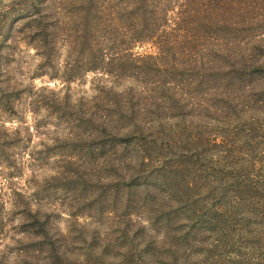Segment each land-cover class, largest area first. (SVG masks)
<instances>
[{
	"label": "rangeland",
	"instance_id": "obj_1",
	"mask_svg": "<svg viewBox=\"0 0 264 264\" xmlns=\"http://www.w3.org/2000/svg\"><path fill=\"white\" fill-rule=\"evenodd\" d=\"M197 1L147 0L141 6L136 0H41V27L36 31L29 25L31 17L12 13L14 31L0 49V264L46 260L43 241L34 244L22 232L27 211L39 212L62 248L63 241L69 245L70 263L109 264V252L105 260L97 253L116 223L109 214L113 199L133 193L123 188L131 182L126 172L115 173L110 167L118 158L113 132L128 129L113 105L118 98H126L122 107H149L151 125L140 127L151 135L145 145L152 157L147 168L156 167L161 177L185 168L187 183L195 184L190 191H203L205 179L196 170L202 171L200 164L207 161V143L220 142L211 136L223 127L220 115L204 92L170 93L157 83L159 77L153 84L140 82L132 67L142 68L140 61L157 56L158 50L148 40L128 49L127 35L142 19L158 25L165 15L173 23L175 13L193 8ZM220 1L226 10L213 15L250 21L247 28L253 19L264 18V0ZM11 2L0 0L1 16ZM213 28L200 26L195 33L220 36L234 27ZM184 35L177 37L175 50L192 47L183 43ZM141 37L146 39V34ZM207 46L211 41L197 44ZM149 215L145 207L130 223L146 227L145 235L153 236ZM162 224L160 220L158 227ZM156 236L161 241L162 234ZM95 238L90 251L88 244Z\"/></svg>",
	"mask_w": 264,
	"mask_h": 264
},
{
	"label": "trees",
	"instance_id": "obj_2",
	"mask_svg": "<svg viewBox=\"0 0 264 264\" xmlns=\"http://www.w3.org/2000/svg\"><path fill=\"white\" fill-rule=\"evenodd\" d=\"M136 2L147 4V0ZM40 3L41 0L11 2L0 15V49L14 31L9 19L13 12L31 17L30 27L40 29ZM195 4L175 13L173 23L165 15L158 25L142 19V23L129 27L127 35L128 49L148 40L158 50L157 56L140 61L142 68L132 67V74L140 77V82L153 84L159 77L157 83L170 93L204 92L210 107L219 113L218 121L223 127L211 136L220 142L207 143V161L200 164L202 171L196 170L199 176L202 173L205 188L190 191L195 184L187 183L185 168L168 171L164 177L156 173V167L147 168L152 157L146 155L145 145L151 135L140 127L151 125L147 119L149 107L133 103L122 107L126 98H118L113 105L117 113L124 115V127L128 129L122 134L113 132L112 148L118 158L110 167L115 173L126 172L131 182L124 183L123 188L134 194L113 199L115 204L109 214L116 223L109 228V241L105 240L97 253L105 260L109 252V264H264V18L253 19L247 28L250 21L239 23L212 14L226 10L225 1L198 0ZM200 26L214 27L212 31L234 28L225 35L203 38L195 33ZM183 32V43L191 42L192 47L175 50L177 37ZM203 39L211 41V46L197 47ZM260 163L262 166L255 168ZM145 207L150 212L153 236L145 235L146 227L130 223V217ZM26 216L22 232L34 244L43 241V264H72L67 255L69 245L63 241L62 248L61 239L50 233L45 218L39 212L27 211ZM160 220L163 224L158 227ZM155 232L162 234L161 241H156ZM95 240L88 244L90 251L96 247Z\"/></svg>",
	"mask_w": 264,
	"mask_h": 264
}]
</instances>
